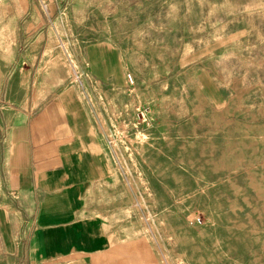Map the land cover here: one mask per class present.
I'll return each mask as SVG.
<instances>
[{
	"label": "rangeland",
	"instance_id": "1",
	"mask_svg": "<svg viewBox=\"0 0 264 264\" xmlns=\"http://www.w3.org/2000/svg\"><path fill=\"white\" fill-rule=\"evenodd\" d=\"M30 64L39 96L78 86L145 264H264V0H0L6 105ZM14 240L0 229V264H21Z\"/></svg>",
	"mask_w": 264,
	"mask_h": 264
},
{
	"label": "crops",
	"instance_id": "2",
	"mask_svg": "<svg viewBox=\"0 0 264 264\" xmlns=\"http://www.w3.org/2000/svg\"><path fill=\"white\" fill-rule=\"evenodd\" d=\"M93 43L124 75L116 46ZM86 48L90 76L119 86L114 70L102 76L91 69ZM33 72L30 64L27 88L13 97V106L0 93V229L16 239L8 253L21 264H145L135 244L142 236L130 235L127 203L115 193L107 140L78 86L70 79L47 99L49 93L39 96L31 87ZM65 89L76 103L71 111L61 103ZM72 111L80 118L73 120Z\"/></svg>",
	"mask_w": 264,
	"mask_h": 264
},
{
	"label": "built area",
	"instance_id": "3",
	"mask_svg": "<svg viewBox=\"0 0 264 264\" xmlns=\"http://www.w3.org/2000/svg\"><path fill=\"white\" fill-rule=\"evenodd\" d=\"M127 77H128V80L131 82L132 80H131L130 76L128 75Z\"/></svg>",
	"mask_w": 264,
	"mask_h": 264
}]
</instances>
